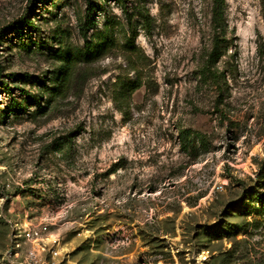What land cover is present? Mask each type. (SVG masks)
<instances>
[{
    "label": "rangeland",
    "instance_id": "1",
    "mask_svg": "<svg viewBox=\"0 0 264 264\" xmlns=\"http://www.w3.org/2000/svg\"><path fill=\"white\" fill-rule=\"evenodd\" d=\"M91 2L117 45L53 92ZM227 2L214 81L212 0H0V264L36 225L68 264H264V0Z\"/></svg>",
    "mask_w": 264,
    "mask_h": 264
},
{
    "label": "trees",
    "instance_id": "2",
    "mask_svg": "<svg viewBox=\"0 0 264 264\" xmlns=\"http://www.w3.org/2000/svg\"><path fill=\"white\" fill-rule=\"evenodd\" d=\"M90 7H88L87 13L85 15V19L82 21L81 29L83 32V36L86 39V45L83 48L80 49H72L69 46H64L60 50H58L55 53V56L57 60L60 61V63H64L62 67H60L59 72L56 75V86L53 88V92L61 93L64 88L70 83L72 80L70 71H67L72 66H75L78 64V62L83 61H94L101 56H103L105 53H107L110 49H112L114 46H116V37L114 36V30L111 25L106 24L103 31H98L96 34L92 35L91 38H89L88 31L90 28L95 27L97 23V19L94 16V3H90ZM228 2L227 0H212V7H211V14H212V30H213V36L210 40L209 46L206 48L204 52V63L202 65V68L200 69V74L203 76L204 80H214L218 81L220 79V75L218 73L217 69V63L221 56L224 55V51L227 47V8ZM145 16L146 21L148 22L150 20V16ZM32 25L34 23L30 21ZM24 25L21 24V26H18L17 28L23 27ZM134 43V41H132ZM135 44L129 45V47H134ZM141 84H136L134 86H123L122 91L120 94H122L120 97H127L134 91H136ZM5 88L9 93H11V86L5 82ZM29 94V98H33V96L30 94V92L26 91ZM35 102H37L39 106V110L44 111L47 109V105H42L40 98H35ZM23 105V104H22ZM190 129L183 130L180 135L187 138V135L189 134ZM198 140L202 143H205V137L202 136V134L196 132L195 135Z\"/></svg>",
    "mask_w": 264,
    "mask_h": 264
},
{
    "label": "built area",
    "instance_id": "3",
    "mask_svg": "<svg viewBox=\"0 0 264 264\" xmlns=\"http://www.w3.org/2000/svg\"><path fill=\"white\" fill-rule=\"evenodd\" d=\"M48 225H36L21 230V237L25 243H29L25 259L20 264H68V254L61 252L58 247H49L44 240V234L48 231ZM38 243V247L37 244ZM24 246L18 244V248ZM48 247V248H47Z\"/></svg>",
    "mask_w": 264,
    "mask_h": 264
}]
</instances>
